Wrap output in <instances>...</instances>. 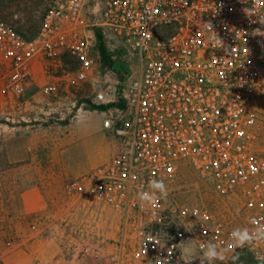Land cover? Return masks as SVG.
Segmentation results:
<instances>
[{
	"label": "built area",
	"instance_id": "built-area-1",
	"mask_svg": "<svg viewBox=\"0 0 264 264\" xmlns=\"http://www.w3.org/2000/svg\"><path fill=\"white\" fill-rule=\"evenodd\" d=\"M43 1L32 38L0 18L7 93L24 96L42 61L52 77L48 91L63 82L94 85L101 75L96 99L111 106L114 156L76 177L70 191L116 214L121 248L128 236L136 240L134 259L181 264L192 243L224 261L243 250L264 261V0ZM101 41L119 45L134 63L128 82L115 79L121 68L99 67ZM182 165L239 210L219 215L158 192L150 203L140 199L154 180L167 187ZM244 230L254 241L239 246L231 233Z\"/></svg>",
	"mask_w": 264,
	"mask_h": 264
},
{
	"label": "rangeland",
	"instance_id": "rangeland-1",
	"mask_svg": "<svg viewBox=\"0 0 264 264\" xmlns=\"http://www.w3.org/2000/svg\"><path fill=\"white\" fill-rule=\"evenodd\" d=\"M44 12L43 0H0V18L14 23L27 37L40 30ZM108 58L100 55L99 67L120 69L115 77L128 82L126 67L134 63L119 45L107 46ZM73 71L76 64L70 56L64 59ZM125 67V68H124ZM58 74H62L59 71ZM7 68L0 55V264H151L146 259H134L131 250L136 240L127 237L121 248V224L114 212L93 201H83L70 191L75 179L63 174L52 161L65 145L68 125L103 113L110 119V105L105 111L96 99L99 83L94 85L63 82L58 92L46 89V82L32 81L22 97H12L6 90ZM264 111V95L260 97ZM109 125H106V129ZM32 136L37 141V162L27 169L25 161L11 162L9 151L20 148V137ZM102 144L107 146L106 136ZM37 163V164H36ZM175 180L167 186V200L192 207L209 205L217 214L227 209L237 212L236 202L225 203L188 165L178 168ZM217 252V251H216ZM260 252L264 253V247ZM208 253V252H207ZM199 254L192 243L185 246L181 264H219L220 258ZM264 264V261H261Z\"/></svg>",
	"mask_w": 264,
	"mask_h": 264
},
{
	"label": "crops",
	"instance_id": "crops-1",
	"mask_svg": "<svg viewBox=\"0 0 264 264\" xmlns=\"http://www.w3.org/2000/svg\"><path fill=\"white\" fill-rule=\"evenodd\" d=\"M45 66L46 63L42 61H37L34 65V80L36 76L37 83L51 81L52 77L47 74ZM106 122L107 119L101 112L68 125L70 131L64 138L66 145L57 154H53L52 158V161L59 164L63 174L73 178L85 176L111 161L115 153V143L106 129ZM103 135L107 139L106 147L102 144ZM20 144L19 150L10 149L9 159L11 162L25 161L27 169H31L38 159L33 152L37 148V141L27 135L20 137Z\"/></svg>",
	"mask_w": 264,
	"mask_h": 264
},
{
	"label": "clouds",
	"instance_id": "clouds-1",
	"mask_svg": "<svg viewBox=\"0 0 264 264\" xmlns=\"http://www.w3.org/2000/svg\"><path fill=\"white\" fill-rule=\"evenodd\" d=\"M150 187L152 189L151 193H141L140 199L145 202H151L152 199L156 197V193L158 192L160 196L166 197L167 196V187L163 183V181H152L150 184ZM231 236L235 238V243L239 246H244L245 244L251 243L253 240V233L244 230L241 232H233L231 233ZM262 241H264V237L260 238ZM208 256L214 257V258H220V254L217 253L214 249H209Z\"/></svg>",
	"mask_w": 264,
	"mask_h": 264
},
{
	"label": "trees",
	"instance_id": "trees-1",
	"mask_svg": "<svg viewBox=\"0 0 264 264\" xmlns=\"http://www.w3.org/2000/svg\"><path fill=\"white\" fill-rule=\"evenodd\" d=\"M100 52L106 61V59L108 58L107 46L102 41L100 45ZM106 108H108L107 105L97 107V109L101 111H105ZM261 263H262L261 261L256 259V256L252 251L243 250V251H237L228 261H224V262L222 261L219 264H261Z\"/></svg>",
	"mask_w": 264,
	"mask_h": 264
},
{
	"label": "water",
	"instance_id": "water-1",
	"mask_svg": "<svg viewBox=\"0 0 264 264\" xmlns=\"http://www.w3.org/2000/svg\"><path fill=\"white\" fill-rule=\"evenodd\" d=\"M110 124H111V121L108 120V121L106 122V125H110Z\"/></svg>",
	"mask_w": 264,
	"mask_h": 264
}]
</instances>
